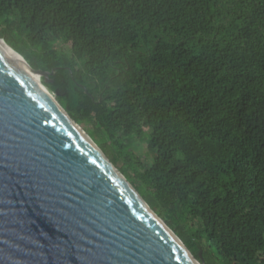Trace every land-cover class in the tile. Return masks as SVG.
Here are the masks:
<instances>
[{"label":"trees","instance_id":"obj_1","mask_svg":"<svg viewBox=\"0 0 264 264\" xmlns=\"http://www.w3.org/2000/svg\"><path fill=\"white\" fill-rule=\"evenodd\" d=\"M0 39L203 264H264V0H0Z\"/></svg>","mask_w":264,"mask_h":264},{"label":"water","instance_id":"obj_2","mask_svg":"<svg viewBox=\"0 0 264 264\" xmlns=\"http://www.w3.org/2000/svg\"><path fill=\"white\" fill-rule=\"evenodd\" d=\"M3 41L0 264H202Z\"/></svg>","mask_w":264,"mask_h":264},{"label":"rangeland","instance_id":"obj_3","mask_svg":"<svg viewBox=\"0 0 264 264\" xmlns=\"http://www.w3.org/2000/svg\"><path fill=\"white\" fill-rule=\"evenodd\" d=\"M42 82H45V79L44 78H42ZM47 88V87H46ZM48 89V88H47ZM49 90V89H48ZM50 91V90H49ZM50 93L52 94V95H55L54 93H52L51 91H50ZM89 129L92 131L93 130V128H92V126H89ZM88 129V130H89ZM88 130L86 131V130H84L86 133L88 132ZM88 134V133H87ZM94 141V140H93ZM138 147V150L137 151H135V160L133 161L137 166H136V168L139 170V171H141L142 169H141V167H140V165H139V163L140 162H145L144 160L145 159H148L146 156H148V154H147V152H148V148H147V143H146V141L145 142H143V141H141V142H139V145L137 146ZM203 264V263H202Z\"/></svg>","mask_w":264,"mask_h":264},{"label":"bare ground","instance_id":"obj_4","mask_svg":"<svg viewBox=\"0 0 264 264\" xmlns=\"http://www.w3.org/2000/svg\"><path fill=\"white\" fill-rule=\"evenodd\" d=\"M2 41V40H1ZM4 42V41H3ZM6 44V42H4ZM8 45V44H7ZM22 58V57H21ZM24 61V59H22ZM25 62V61H24ZM34 76L36 77L37 81L40 83V79L34 74ZM41 85L43 86V84L41 83Z\"/></svg>","mask_w":264,"mask_h":264}]
</instances>
